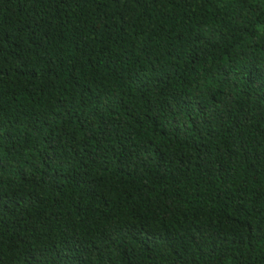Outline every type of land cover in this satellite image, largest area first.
<instances>
[{"label":"trees","instance_id":"1","mask_svg":"<svg viewBox=\"0 0 264 264\" xmlns=\"http://www.w3.org/2000/svg\"><path fill=\"white\" fill-rule=\"evenodd\" d=\"M0 264H264V0H0Z\"/></svg>","mask_w":264,"mask_h":264}]
</instances>
